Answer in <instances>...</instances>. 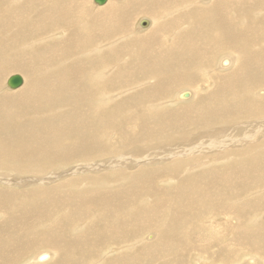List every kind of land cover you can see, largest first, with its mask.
<instances>
[{"label": "bare ground", "instance_id": "bare-ground-1", "mask_svg": "<svg viewBox=\"0 0 264 264\" xmlns=\"http://www.w3.org/2000/svg\"><path fill=\"white\" fill-rule=\"evenodd\" d=\"M216 263L264 264V0H0V264Z\"/></svg>", "mask_w": 264, "mask_h": 264}, {"label": "rangeland", "instance_id": "rangeland-1", "mask_svg": "<svg viewBox=\"0 0 264 264\" xmlns=\"http://www.w3.org/2000/svg\"><path fill=\"white\" fill-rule=\"evenodd\" d=\"M91 4L94 6V7H99L98 6V4H96L93 0H91ZM106 4V3H105ZM149 18L148 17V15H141V16H139L137 19H136V28L137 29H140V24H139V20L140 19H142V18ZM142 29H143V27H141ZM144 29H146V28H144ZM227 51V52H226ZM232 52V51H231ZM231 52H229V50H223V51H221V52H219V53H217L219 56L218 57H220V56H222L223 54H233L235 57H236V54L235 53H231ZM214 68H216V66H214ZM15 73H18V74H21L22 75V72H20V71H16V72H11V73H9L7 76H6V78H5V81H4V85L6 86V81H7V79H8V77L9 76H11L12 74H15ZM23 76V75H22ZM198 84V85H197ZM193 83L192 85H182V87H180V88H183V87H185V86H191V87H193V88H195L196 86H200V85H202V84H199V83ZM196 85V86H195ZM179 88V89H180ZM179 89H177V91L179 90ZM196 89V88H195ZM8 90H10V89H8V88H6V91H8ZM176 91V90H175ZM176 91V92H177ZM175 92H173V94H174ZM176 95V94H175ZM168 100H170L169 98H168ZM172 100V99H171ZM177 103V102H176ZM182 105V103L181 104H175V105H166V106H164L165 108L164 109H169V110H173V109H176V106H181ZM174 134H176V133H174ZM73 166V165H72ZM28 167H30V166H28ZM28 167H26V166H23L22 165V167L21 168H15L13 171L15 172V173H21V174H23V175H28V174H30V170H29V168ZM50 170V169H49ZM49 170H47V171H49ZM46 174H48V173H46ZM152 235H155V233L154 232H152L151 233ZM44 246V245H43ZM213 262V261H212ZM217 264V263H216Z\"/></svg>", "mask_w": 264, "mask_h": 264}, {"label": "water", "instance_id": "water-1", "mask_svg": "<svg viewBox=\"0 0 264 264\" xmlns=\"http://www.w3.org/2000/svg\"><path fill=\"white\" fill-rule=\"evenodd\" d=\"M94 2L98 5H104L107 0H94ZM150 21L147 18H142L140 19V26L145 28L149 26ZM24 83V78L21 74H12L11 76L8 77L6 81V86L10 89H17L21 87Z\"/></svg>", "mask_w": 264, "mask_h": 264}]
</instances>
